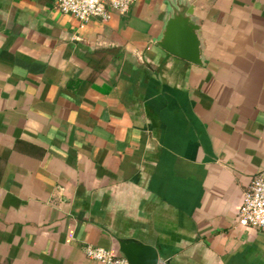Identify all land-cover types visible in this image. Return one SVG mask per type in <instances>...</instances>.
I'll return each instance as SVG.
<instances>
[{"label":"crops","instance_id":"0c3cea01","mask_svg":"<svg viewBox=\"0 0 264 264\" xmlns=\"http://www.w3.org/2000/svg\"><path fill=\"white\" fill-rule=\"evenodd\" d=\"M203 63L155 43L166 0L82 22L0 0V264H101L84 244L151 245L156 264H264L238 224L264 169V0H188Z\"/></svg>","mask_w":264,"mask_h":264},{"label":"built area","instance_id":"2783aa9c","mask_svg":"<svg viewBox=\"0 0 264 264\" xmlns=\"http://www.w3.org/2000/svg\"><path fill=\"white\" fill-rule=\"evenodd\" d=\"M135 0H55L56 8L79 21H106L112 11L123 14ZM238 224L264 228V169L260 170L245 188L236 213ZM84 255L101 264H129L122 255H114L101 246L84 244Z\"/></svg>","mask_w":264,"mask_h":264},{"label":"water","instance_id":"95a60500","mask_svg":"<svg viewBox=\"0 0 264 264\" xmlns=\"http://www.w3.org/2000/svg\"><path fill=\"white\" fill-rule=\"evenodd\" d=\"M162 30L155 43L168 53L188 62L201 65L202 46L199 25L192 16L188 0H166ZM118 251L129 264H156L154 247L133 238L117 240Z\"/></svg>","mask_w":264,"mask_h":264}]
</instances>
